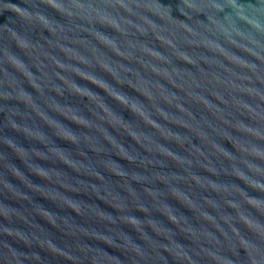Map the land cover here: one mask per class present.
<instances>
[{"label":"water","instance_id":"water-1","mask_svg":"<svg viewBox=\"0 0 264 264\" xmlns=\"http://www.w3.org/2000/svg\"><path fill=\"white\" fill-rule=\"evenodd\" d=\"M0 264H264V0H0Z\"/></svg>","mask_w":264,"mask_h":264}]
</instances>
